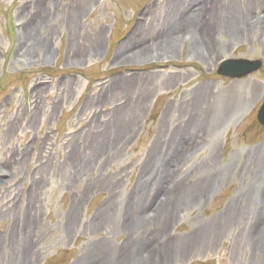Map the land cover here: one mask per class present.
Here are the masks:
<instances>
[{"label":"rangeland","instance_id":"374dc122","mask_svg":"<svg viewBox=\"0 0 264 264\" xmlns=\"http://www.w3.org/2000/svg\"><path fill=\"white\" fill-rule=\"evenodd\" d=\"M263 99L264 0H0V264H264Z\"/></svg>","mask_w":264,"mask_h":264},{"label":"water","instance_id":"95a60500","mask_svg":"<svg viewBox=\"0 0 264 264\" xmlns=\"http://www.w3.org/2000/svg\"><path fill=\"white\" fill-rule=\"evenodd\" d=\"M262 68L260 60L227 59L218 66L216 75L232 80L247 77ZM257 123L264 127V99L256 114Z\"/></svg>","mask_w":264,"mask_h":264},{"label":"bare ground","instance_id":"6f19581e","mask_svg":"<svg viewBox=\"0 0 264 264\" xmlns=\"http://www.w3.org/2000/svg\"><path fill=\"white\" fill-rule=\"evenodd\" d=\"M199 23H200V25H199ZM198 24V25H197ZM196 25L199 27V28H197V32H198V34L196 33V35H197V41H198V43L197 44H199L200 46H202V48H204L205 47V45H206V43H207V40L205 39V31H206V26L205 25H203V23L202 22H200L199 20H197V23H196ZM196 25H195V27H196ZM196 29V28H195ZM199 30V31H198ZM22 31V39L23 38H26V37H30V35L31 36H33V29L32 30H29V32H28V28L24 31L23 29L21 30ZM25 32L27 33V35H26V37H25ZM177 146H179V144L177 145ZM171 149V148H170ZM169 150V149H168ZM169 151H171V150H169ZM140 187V189L141 190H143V188H142V186H139ZM140 190V191H141ZM138 191H139V189H138ZM144 191V190H143ZM140 197H141V193H140ZM141 202H139L138 204H140ZM137 214H138V216L137 217H139L140 216V214H141V211L138 209V212H137ZM156 231L157 232H159V230L156 228ZM157 232H155L154 233V237H155V239L157 238ZM152 239V238H151ZM143 249V253H144V248H142ZM92 256H94V255H90L88 258L90 259ZM92 259V258H91ZM147 259V260H146ZM146 259L145 258H141V260L143 261V260H145V262H143V264H151V262H149L150 261V259H151V256H150V254L149 255H147V257H146ZM93 262V261H92ZM92 262H90L91 264H93Z\"/></svg>","mask_w":264,"mask_h":264}]
</instances>
